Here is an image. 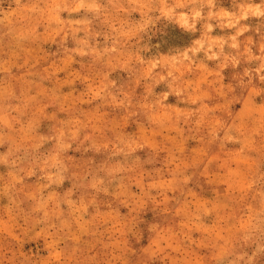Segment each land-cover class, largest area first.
<instances>
[{"label": "rangeland", "instance_id": "rangeland-1", "mask_svg": "<svg viewBox=\"0 0 264 264\" xmlns=\"http://www.w3.org/2000/svg\"><path fill=\"white\" fill-rule=\"evenodd\" d=\"M0 264H264V0H0Z\"/></svg>", "mask_w": 264, "mask_h": 264}]
</instances>
